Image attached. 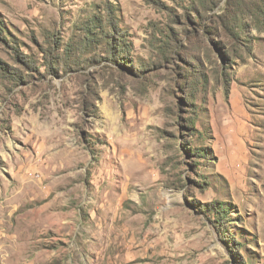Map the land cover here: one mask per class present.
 Here are the masks:
<instances>
[{"label":"rangeland","instance_id":"1","mask_svg":"<svg viewBox=\"0 0 264 264\" xmlns=\"http://www.w3.org/2000/svg\"><path fill=\"white\" fill-rule=\"evenodd\" d=\"M195 1L0 0V61L25 75L0 72V264H264V19L230 0L233 40L220 0L206 12L215 31L180 32L162 58L179 29L169 13ZM107 6L126 66L84 37ZM183 73L193 135L178 124ZM209 202L227 210L224 235Z\"/></svg>","mask_w":264,"mask_h":264},{"label":"trees","instance_id":"2","mask_svg":"<svg viewBox=\"0 0 264 264\" xmlns=\"http://www.w3.org/2000/svg\"><path fill=\"white\" fill-rule=\"evenodd\" d=\"M220 0H196L195 3L186 6L184 8L183 14H180L177 16L176 13H169L173 16L174 23L177 21V25L179 27L178 30H171L170 34L164 35V41H161V45L159 46L161 51V57L164 59H168L169 55L167 51L165 52V49L168 50L169 47H171L170 51H177L180 47H182L180 32H183L184 36H193L194 30L193 28L196 27L197 30H200L201 32H204L205 34L209 31H215L217 28L213 26H210V21L208 22V16L206 14L208 9H211L213 6L219 3ZM252 5H254V8L257 10L256 14L259 16H262L264 19V0H252ZM225 13H221L218 15V22L223 28V32L231 39L236 40L238 38V34L235 30V11L233 8V4H230V0L227 1V5L225 8ZM106 11V26L102 25L101 16L93 15L85 22V25L83 26V32L84 37L92 43L99 40L101 38L104 48V55L107 59H109L112 62H115L117 64L125 65L124 61L126 60V52L127 50V38H125L123 35V31L118 26V21L116 16L114 15L113 10H111L108 6L105 7ZM107 28V29H106ZM15 50V56L17 57L18 61H21L23 63L27 70L33 69L32 67L35 66V61L31 59L29 56L24 55L22 52H20L16 47H13ZM183 49V48H181ZM100 56V55H99ZM181 64L179 67L181 69H184L188 65L187 61L185 59H182ZM53 61L51 59L47 60V67L52 72H55V69L53 68ZM126 66V65H125ZM145 66L147 65L143 64L138 66L137 70L139 72H144ZM14 70V69H13ZM0 72L4 74H7L11 76L13 79L16 80H23L25 77L24 73H22L20 70L17 69L14 70V72H11V68L5 65L0 61ZM225 75V74H224ZM224 85L227 87L229 85V79L225 75L224 76ZM187 76L185 73H183V76H180L179 79L176 80L177 86L184 87L183 93L186 95V107L184 108L186 113H188L187 116H183V120L181 122H178L179 126L182 130H188L189 135L197 134L199 133L196 128V118H197V111H196V104L194 100V93L190 90H187V82L186 79ZM183 89V88H182ZM226 93H228V88ZM185 142L189 141L187 136H183ZM187 154L190 157H193L195 159L204 157L206 154V149L202 147L192 148L191 146L187 147ZM205 206L208 209H212L215 211V213L218 214L217 221H214V226L217 227V229L220 231V233L225 234L223 222L227 219L226 216V209L225 207L221 206L219 202H209L206 203ZM220 219V220H219Z\"/></svg>","mask_w":264,"mask_h":264}]
</instances>
